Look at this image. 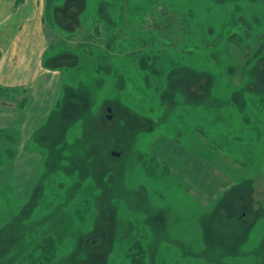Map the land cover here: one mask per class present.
Instances as JSON below:
<instances>
[{
  "label": "rangeland",
  "instance_id": "374dc122",
  "mask_svg": "<svg viewBox=\"0 0 264 264\" xmlns=\"http://www.w3.org/2000/svg\"><path fill=\"white\" fill-rule=\"evenodd\" d=\"M68 1L57 107L0 137V264H264V0Z\"/></svg>",
  "mask_w": 264,
  "mask_h": 264
},
{
  "label": "crops",
  "instance_id": "0c3cea01",
  "mask_svg": "<svg viewBox=\"0 0 264 264\" xmlns=\"http://www.w3.org/2000/svg\"><path fill=\"white\" fill-rule=\"evenodd\" d=\"M47 0H0V87L27 92L19 106L0 99V131L25 141L57 107V80L47 73L46 59L51 48L46 28ZM26 94V93H25ZM215 173V172H214ZM218 189L207 190L204 200L224 201L238 186L232 177H223ZM225 179V180H223Z\"/></svg>",
  "mask_w": 264,
  "mask_h": 264
},
{
  "label": "snow or ice",
  "instance_id": "6c2138e0",
  "mask_svg": "<svg viewBox=\"0 0 264 264\" xmlns=\"http://www.w3.org/2000/svg\"><path fill=\"white\" fill-rule=\"evenodd\" d=\"M187 78H180L173 80L168 87L171 88L172 90L175 89H184L187 92V83H186ZM130 121L132 119H135L134 117L129 118ZM107 195V193L105 194ZM233 226L224 222V221H217L215 225H213L212 221H209V234L210 237H214L217 232H222V233H227L229 229H231ZM3 228V225H0V229ZM227 238V237H226ZM249 247H255V245H249Z\"/></svg>",
  "mask_w": 264,
  "mask_h": 264
},
{
  "label": "trees",
  "instance_id": "16d2710c",
  "mask_svg": "<svg viewBox=\"0 0 264 264\" xmlns=\"http://www.w3.org/2000/svg\"><path fill=\"white\" fill-rule=\"evenodd\" d=\"M48 6H50V7L53 6V3L50 2V0H47L46 9H49ZM65 7H66V8H65L64 10H61V11H60L59 6H58V7H56V8L54 9L53 12H54V13H57V15H58V13H60V15L63 14V16H64V15H67L68 12L71 14L72 12H75L77 8H79L78 5H75L74 0H72V1H68V3L66 4ZM57 21H58V19H57ZM12 92H14V91H13V90H5V89H3V88L0 87V99H2V98H9V95L11 96V95H12ZM0 137L12 138L11 136H9L8 134H6L5 132H2V131H0ZM17 140H18V139H17ZM18 141H19V140H18ZM42 261H44V260H39V261H37L36 263H37V264H38L39 262L42 263ZM41 263H39V264H41Z\"/></svg>",
  "mask_w": 264,
  "mask_h": 264
},
{
  "label": "water",
  "instance_id": "95a60500",
  "mask_svg": "<svg viewBox=\"0 0 264 264\" xmlns=\"http://www.w3.org/2000/svg\"><path fill=\"white\" fill-rule=\"evenodd\" d=\"M108 112L110 113V112H111V109H108ZM113 155H114V156H119V154H117V153H115V152H113Z\"/></svg>",
  "mask_w": 264,
  "mask_h": 264
}]
</instances>
